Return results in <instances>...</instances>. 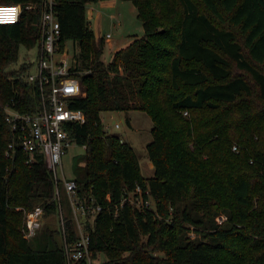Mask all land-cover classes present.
Instances as JSON below:
<instances>
[{"label":"trees","instance_id":"16d2710c","mask_svg":"<svg viewBox=\"0 0 264 264\" xmlns=\"http://www.w3.org/2000/svg\"><path fill=\"white\" fill-rule=\"evenodd\" d=\"M90 1L98 0H54L53 10L61 46H78L86 91L70 105L85 122L66 128L85 145L73 169L78 196L102 206L85 222L91 256H105L97 264H264V0H130L143 34L109 61L85 14ZM43 2L0 0L22 7L18 22L0 23V264H68L65 244L79 237L65 188L58 202L43 157L27 163L6 120L5 106L32 112L40 103L26 79L32 63L12 64L20 46L39 43ZM107 110L149 115L151 176L133 146L107 132ZM136 183L150 189L153 209L120 205ZM37 205L46 221L27 238L18 207Z\"/></svg>","mask_w":264,"mask_h":264},{"label":"built area","instance_id":"2783aa9c","mask_svg":"<svg viewBox=\"0 0 264 264\" xmlns=\"http://www.w3.org/2000/svg\"><path fill=\"white\" fill-rule=\"evenodd\" d=\"M54 0H44L43 11L38 27L40 40L38 57L35 65L31 66L26 79L35 82L40 91V103L32 112H21L16 107L5 106L6 120L18 135L17 146L27 155V163L34 161L36 155L43 157L52 174L55 198L60 201V185L67 193L73 218L79 230L78 239L72 244H65L68 264L85 258L87 264H97V256L92 257L89 250L90 236L85 230L86 220L92 223L102 206L93 196L80 198L74 175L65 174L64 157L70 145L75 144L66 128L67 122H85V114L81 109L70 105L75 97L84 95L80 80L77 76L78 60L74 53L67 57V44L61 46L60 24L53 10ZM30 8L31 5H27ZM22 7L19 3H0V23H15L19 21ZM8 12L7 18L4 12ZM110 37V34H106ZM33 64V63H32ZM119 127V123H115ZM85 147V145H83ZM16 144L8 143L7 154L15 152ZM233 149H237L236 145ZM110 199L109 194L106 195ZM126 201L139 209L154 208V199L149 188H143L136 183L131 190H124L120 205ZM44 207L37 205L23 212L22 230L27 238L36 234L41 226ZM57 215L64 232L65 217L59 203ZM65 236V235H64ZM66 243V240H64Z\"/></svg>","mask_w":264,"mask_h":264},{"label":"rangeland","instance_id":"374dc122","mask_svg":"<svg viewBox=\"0 0 264 264\" xmlns=\"http://www.w3.org/2000/svg\"><path fill=\"white\" fill-rule=\"evenodd\" d=\"M105 0L90 1L85 5V14L89 20L101 23L100 29L95 30L96 36H103L108 32L110 34V42L104 48L102 58L104 61H109L112 58L113 48L117 43L125 42L130 37L137 34H143L142 22L137 18V8L130 0H115L111 5ZM97 8L98 10H94ZM92 10V12H90ZM101 19V20H100ZM68 47L67 57L72 58L74 50H78L77 44L74 46L72 41L66 42ZM38 57V45L30 48L20 46L17 60L12 64L14 67L20 66L23 62H31L35 65ZM82 86V85H81ZM84 95L86 91L83 89ZM83 95V94H82ZM101 120L105 125L108 133H117L122 139L129 142L135 149L141 167V172L145 176H151L154 172L153 164L148 156L146 144L151 140V127L153 125L149 115L142 110H107L100 114ZM115 123H119V127H115ZM85 147L83 145H70L66 156L64 157L65 174L70 176L73 174V169L76 164H83V156ZM62 189V188H61ZM63 190H61L62 196ZM18 209L24 210L21 207ZM63 214L65 212L64 208ZM66 209V207H65ZM58 215L56 216V224L60 225ZM46 219L42 217L41 226ZM40 226V228H41ZM192 235H194L192 233ZM105 259L102 254L97 255V261Z\"/></svg>","mask_w":264,"mask_h":264},{"label":"crops","instance_id":"0c3cea01","mask_svg":"<svg viewBox=\"0 0 264 264\" xmlns=\"http://www.w3.org/2000/svg\"><path fill=\"white\" fill-rule=\"evenodd\" d=\"M105 1H107L109 4L108 5H111V4H113L114 2H115V0H105ZM94 10L96 11V10H98L97 8H94ZM90 12H92V10L90 11ZM136 16H137V14H136ZM101 20V19H100ZM89 23H90V26H91V28L93 29V31H94V33H95V36H96V32H95V30H97V29H100V31H101V29H102V27H101V23L100 22H96V21H94V20H92L91 18H89ZM108 32H106V34H107ZM106 34L103 36L102 34H100V36H96V37H104V39H105V46L107 45V44H109V42H110V37H107L106 36ZM134 36H138L137 34H135ZM134 36H132V37H130L127 41H125V42H119V43H117L115 46H114V48H113V52H112V55L114 54V52L116 51V50H118V49H120L121 47H124V46H126L133 38H134ZM105 46H104V48H105ZM124 140V139H123Z\"/></svg>","mask_w":264,"mask_h":264},{"label":"clouds","instance_id":"9594fccd","mask_svg":"<svg viewBox=\"0 0 264 264\" xmlns=\"http://www.w3.org/2000/svg\"><path fill=\"white\" fill-rule=\"evenodd\" d=\"M8 15H9L8 12L5 11V12H4V16H5V18H7Z\"/></svg>","mask_w":264,"mask_h":264}]
</instances>
